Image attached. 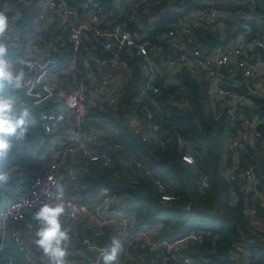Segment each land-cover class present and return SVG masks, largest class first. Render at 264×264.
I'll return each mask as SVG.
<instances>
[{
  "label": "built area",
  "instance_id": "obj_1",
  "mask_svg": "<svg viewBox=\"0 0 264 264\" xmlns=\"http://www.w3.org/2000/svg\"><path fill=\"white\" fill-rule=\"evenodd\" d=\"M74 1L78 2V6L70 5L68 0H0V11L9 17L10 30L5 43L9 45L10 54L14 55L13 59H9L11 64L30 60L35 65L32 70L24 68L25 84L19 90L25 93V97L15 99L17 110L23 107L30 110L29 132L43 137V134H53L61 125H65L68 127L67 132L73 130L80 133L90 107L116 108L124 82L123 75L118 72L119 68L125 66L120 63V53L134 51L141 58L139 70L143 77L134 102L144 107L142 121L138 117L129 119L131 133L142 143L162 147L175 141L177 147L184 150L180 157L183 166H187L193 176L199 175L196 184L200 190H206L209 182L205 175H200L195 165L193 143L174 132H161L160 126L152 123L153 109L160 110L161 92L156 85L158 67L150 53L158 55L161 49L151 42V37L142 36L144 39H141L137 34H132L124 22H119L121 16L125 20L137 22L142 14L150 12L155 4L162 2L166 7L161 9L160 15L166 10L182 12L190 4L188 1H191L201 7L179 16L169 24L170 30L167 34L156 37L157 42H168L171 39V43L179 51L175 57H167V69L160 77L168 84L176 82L178 72L184 69L190 80L202 88L216 118L224 112L229 117L230 126L236 125L225 145L240 152H246L247 146L256 152L259 151L258 147L264 149V137L258 131V126L264 120L261 117L264 108V54L261 53H264V27L259 26L253 34V28L248 23L239 26L224 24L227 14L217 7L233 2L252 3L253 0H111L110 9L98 0ZM25 11L34 13L33 35L27 41L22 39L17 23L20 14ZM245 17L257 20L259 18L253 12ZM234 21L236 20L230 22ZM205 23L211 24L207 25L208 29L217 32L222 43L210 48L196 40L186 42L181 37L183 33L193 39L192 28L205 27ZM44 30L56 34L42 38L39 32ZM235 30V37L226 36L228 31ZM86 31L105 40L104 47L111 53L109 58H100L91 51H81L86 40ZM67 53L69 55L65 59ZM60 61L63 64H59ZM78 62L81 65L80 70L83 71L80 77L77 73ZM21 67L22 65L14 69ZM38 105H42L43 110L33 114L32 109ZM183 105L185 106L179 104L180 107ZM101 135L110 140L114 139L110 129H99L88 139L94 140ZM67 136L51 154L50 161L33 175L24 189L17 192L15 200L5 201L0 206V254L3 256V264H17L15 260L4 255L5 250L10 247H15L27 264H49L42 251L38 250L39 254L33 253L34 240L27 245L22 230L16 223L26 221L27 215L33 216L43 204L53 203L56 185L62 186L65 192L66 214L62 217V222H68L67 227L80 225L82 228H90L96 235H101L105 227H113L115 238L126 247L123 249L125 262L130 259L131 249L148 248L155 252L160 249L166 251L164 258L155 264H167L168 261H172L171 264H199L189 256H177L176 251L187 248L193 242H200L201 232L163 236L156 240L162 224L159 221L150 225L137 224L135 212L122 211L128 196L115 194L103 186L93 195L85 196V201L74 196L69 198L65 171L70 180L83 175L82 172L77 173L74 168H70L69 162L80 159L102 167L109 166L112 164V157L104 150H111L117 156L122 155L126 164H135L137 169H141L142 165L119 143L107 144L103 151H99V148L88 147L82 135L83 148L71 144ZM222 176L230 186L232 201L235 196L231 184L236 182L243 194H248L252 202L258 201L259 206L264 209V192L260 189L257 164L241 171L236 166L226 168ZM153 181L161 201L172 200L167 193L169 184L160 177ZM72 185L78 188L81 183L72 182ZM246 213L250 214L248 211ZM252 222L254 225H262L254 217ZM88 249L95 254V259H88L86 264H99L101 251L107 250L106 247L99 248L96 244H90ZM73 252L81 254L78 250H66V256ZM235 254L231 255V260L236 264H247L246 261L239 260V252ZM201 262L208 264L207 260ZM71 264L79 263L73 261Z\"/></svg>",
  "mask_w": 264,
  "mask_h": 264
},
{
  "label": "trees",
  "instance_id": "obj_2",
  "mask_svg": "<svg viewBox=\"0 0 264 264\" xmlns=\"http://www.w3.org/2000/svg\"><path fill=\"white\" fill-rule=\"evenodd\" d=\"M68 3L78 6V2L74 0H68ZM188 4L182 12L166 10L160 15L161 9L166 6L164 2L158 3L152 7L150 12L142 14L137 22L125 20L123 16L120 17L119 22H124L130 32L137 34L140 38L142 36L151 37V42L161 49L158 55L150 53L158 67L156 85L161 92L160 110L153 109L152 123L158 124L161 132H174L182 139L193 143L195 150L192 155L195 165L200 175L207 177L209 187L204 191L198 188L196 180L199 175L193 176L188 167L183 166L180 157L184 150L179 149L175 141L162 147L152 143H142L131 133L129 119L138 117L142 121L144 107L134 102L143 77L139 70L141 58L133 51L120 53V63L125 66L119 68L118 72L123 75L124 82L116 108L114 106L90 107L84 117L80 133L88 147L99 148V151H103L107 144H121L142 165V168L137 169L135 164L124 163L123 156H117L111 150H104L112 157V164L109 166L102 167L76 159L73 163L69 162V167L74 168L77 173L82 172L83 175L70 180V176L65 171V179L68 181L67 195L69 198L74 196L85 201V196L93 195L99 187L103 186L115 194L128 196L122 211L135 212L137 224L150 225L156 221L162 224L163 227L156 240L163 236L173 237L189 232H201L200 242H193L187 248L176 251L177 256H189L199 264H202L201 260H207L208 264H236L230 258L232 254L236 255V252H239L241 262L264 264V209L259 206L258 201L252 202L248 194H243L240 185L236 182L231 184L235 198L234 204L230 206L227 202V198H230V186L222 176L226 168L236 166L241 171L252 164H257L260 189L264 192V149L258 147V152L249 146L246 152L229 149L225 142L228 137H231L230 134L236 125L230 126L229 117L224 112L216 118L208 105L207 97L203 95L202 88L190 80L184 69L178 72L176 82L168 84L160 77L167 69L165 66L167 57H175L179 51L173 46L171 39L168 42H157L156 37L167 34L170 30L169 24L179 16L182 17L188 11L201 7L200 4L191 1H188ZM217 7L227 14L224 17V24L231 25L232 23L233 26H239L248 23L253 28V34L259 26L264 27V0H253L252 3L245 4L226 3L217 5ZM251 11L259 17L258 20L245 17L252 13ZM150 17H153L151 21H149ZM234 19L236 21L230 22ZM33 20L32 11L20 14L17 23L21 29L20 35L25 41L33 33ZM203 25L205 27L192 28L193 39L183 33L181 37L186 42L196 40L210 48L222 43L219 40V34L208 29L207 25H211L210 23ZM39 34L42 38H48L56 33L52 34L49 30H44ZM85 34L86 40L81 51H91L100 58H109L111 53L104 47L105 40L92 35L90 31H86ZM228 35L229 38L235 37L237 31H228L226 36ZM261 53L264 54L263 51ZM68 55V53L65 55V59ZM13 57L14 55L10 54L9 59ZM59 64L63 63L60 61ZM80 67V62H78V77L83 74ZM0 93L12 95L15 99L25 97L22 90L13 91L5 88L0 89ZM180 103L185 106L180 107ZM42 110L43 106L38 105L32 109V113L38 114ZM261 117L264 118V108ZM99 129H110L111 137L114 139L110 140L101 135L94 140H89L91 134L97 133ZM67 131L68 127L61 125L53 134L42 135L41 150H45V158L42 162H37L36 172L44 167L43 163L50 161L51 154L63 143L64 137L68 134ZM258 131L264 137V120L258 126ZM14 158L13 163L24 165L21 156L15 155ZM159 177L169 184L167 193L171 195L172 200L168 202L161 201L160 193L154 185L153 179ZM21 179V182H17V186L22 190L28 184V176L22 175ZM72 182H78L81 185L74 188ZM15 185L16 183L13 187ZM83 186L86 187L81 189ZM247 211L250 214L246 213ZM252 217L262 222V225H254ZM16 224L22 229L24 236L32 232L31 237H34V240L37 239L38 225L32 215H27L26 221ZM68 225V222H62V226L69 229L70 235L66 250H78L81 254L73 252L65 257V261L86 264L88 259H95V254L88 249L90 244L108 249L112 238L115 237L113 227H105L101 235H96V232L90 228H82L80 225L67 227ZM33 250L35 254H39L36 244ZM165 253L164 249L158 252L150 251L148 248L131 249L130 259L125 264L137 262L155 264L164 258ZM4 255L15 260L17 264H22L23 257L15 247L7 248ZM2 258L0 254L1 264L4 263ZM171 263L172 261L167 262V264Z\"/></svg>",
  "mask_w": 264,
  "mask_h": 264
},
{
  "label": "clouds",
  "instance_id": "obj_3",
  "mask_svg": "<svg viewBox=\"0 0 264 264\" xmlns=\"http://www.w3.org/2000/svg\"><path fill=\"white\" fill-rule=\"evenodd\" d=\"M9 30V17L0 11V89L14 91L24 87V68L32 70L35 65L30 60H21L22 67L18 70L13 68L9 60V45L5 43ZM15 105L16 101L12 95L0 93V161L9 155L14 147L13 141L24 140L28 132L30 110L26 107L17 110ZM67 139L73 145L84 147L79 132L69 130ZM8 179L6 173L0 172V185ZM52 200L53 203H45L33 213V219L38 225L35 244L48 258L49 264H66V247L70 235L69 229L62 226V217L66 214L65 192L62 186L56 185ZM120 251L121 241L113 237L108 249L101 251L99 264H119Z\"/></svg>",
  "mask_w": 264,
  "mask_h": 264
},
{
  "label": "crops",
  "instance_id": "obj_4",
  "mask_svg": "<svg viewBox=\"0 0 264 264\" xmlns=\"http://www.w3.org/2000/svg\"><path fill=\"white\" fill-rule=\"evenodd\" d=\"M103 3V2H102ZM106 5V4H105ZM107 7V6H106ZM33 35V33H32ZM31 35V36H32ZM21 64H15L13 66V68H17L19 67ZM29 134V133H28ZM29 141L30 143L27 144V141L25 142V149H27V155L29 156L28 159L32 160L35 152L38 154H36V157H38L40 160H43L44 157V153H42L41 148L43 146V142L42 141V137H36V136H29ZM28 141V142H29ZM35 141V142H34ZM19 144L22 146L23 144L19 142ZM39 145V146H38ZM22 153H18L16 151V149L14 150L12 148V150L10 151L9 155L3 160L0 161V172H4L9 176V179L7 182H5L3 185H0V206L5 202V201H13L16 198V194L19 190H21L20 187L17 186V182H21L22 179V166L21 165H17L16 163H13L14 161V156L18 155L20 156ZM40 155V156H39ZM45 164V163H44ZM32 167V166H31ZM30 167V168H31ZM16 171H18V173L16 174ZM33 172V171H32ZM36 173V171L31 174V176H28V181H30V179L33 177V175ZM16 183L15 187H13V185ZM27 185V184H26ZM22 230V229H21ZM28 235L24 236V239L26 240L25 243H30L31 240H34V237L32 236V232L31 233H27ZM34 244H35V240H34ZM32 251L34 253L33 247H32ZM36 252V251H35ZM35 254V253H34ZM23 259V258H22ZM22 264H27L24 262V260H21ZM1 264V263H0ZM20 264V263H18ZM66 264H71L70 261H66Z\"/></svg>",
  "mask_w": 264,
  "mask_h": 264
},
{
  "label": "rangeland",
  "instance_id": "obj_5",
  "mask_svg": "<svg viewBox=\"0 0 264 264\" xmlns=\"http://www.w3.org/2000/svg\"><path fill=\"white\" fill-rule=\"evenodd\" d=\"M245 3H248V2H242L241 4H245ZM252 12V11H251ZM256 16H254V18H255ZM35 136L36 135V137H41L40 136V134L38 135V134H32L31 132H29V134H28V132H27V134H26V137L24 138V140H22V141H19L20 143H22L23 145L21 146L20 144H19V142H16V141H13V144H14V147H13V149L15 150L16 149V151L18 152V153H22L20 156L22 157V159L24 160V165L22 166V173H23V175L24 176H31V174H33L35 171H36V168H37V166H38V161L39 162H42L43 160H44V158H45V153H44V151L45 150H41L42 151V153H44V157H43V160H39V158L38 157H36V152H35V155H34V157H33V159L32 160H30V159H28L29 158V156L27 155V149H25V147H24V145H25V142L27 141V144H29L30 143V141H29V136ZM29 141V142H28ZM35 142V141H34ZM39 146V145H38ZM38 155V154H37ZM46 163V162H45ZM44 164V163H43ZM32 166V167H31ZM30 167H31V169L32 170H30ZM33 171V172H32ZM37 172H39V171H37ZM227 202H228V204L230 205V206H232L233 204H234V201H232V199H231V197L228 199L227 198ZM29 243H27V245H28ZM123 249H126V247L121 243V251H120V253L118 254V261H119V264H125V260L123 259Z\"/></svg>",
  "mask_w": 264,
  "mask_h": 264
},
{
  "label": "water",
  "instance_id": "obj_6",
  "mask_svg": "<svg viewBox=\"0 0 264 264\" xmlns=\"http://www.w3.org/2000/svg\"><path fill=\"white\" fill-rule=\"evenodd\" d=\"M98 1L105 3L107 6V9H110L111 0H98Z\"/></svg>",
  "mask_w": 264,
  "mask_h": 264
}]
</instances>
